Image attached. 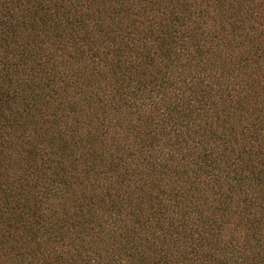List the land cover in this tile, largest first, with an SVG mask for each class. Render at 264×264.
<instances>
[{"label":"trees","instance_id":"1","mask_svg":"<svg viewBox=\"0 0 264 264\" xmlns=\"http://www.w3.org/2000/svg\"><path fill=\"white\" fill-rule=\"evenodd\" d=\"M0 264H264V0H0Z\"/></svg>","mask_w":264,"mask_h":264}]
</instances>
